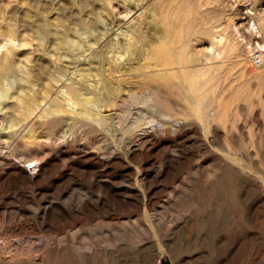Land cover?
Instances as JSON below:
<instances>
[{
	"label": "rangeland",
	"instance_id": "obj_1",
	"mask_svg": "<svg viewBox=\"0 0 264 264\" xmlns=\"http://www.w3.org/2000/svg\"><path fill=\"white\" fill-rule=\"evenodd\" d=\"M51 7L37 0H0V42L3 36L13 38L3 48L9 61L28 62L39 69L52 61L65 65L67 56L76 55L55 47L52 32L64 30L61 23H68V12ZM97 13L102 15L99 21L95 20ZM41 19L48 20L44 50L38 46L36 31ZM86 21L90 22L86 33L71 32L82 43L76 46L83 49L79 48L77 57L81 52L84 56L73 61L75 69L71 65L67 74L76 78L86 74V109L91 116L87 112L86 118L78 116L74 111H79L78 106L68 111L61 84L70 83L69 77L54 82L46 95L47 79L38 78L35 72L32 97L38 105L34 114L18 119L19 110L3 108L5 125H22L23 130L20 139L0 146V160L6 158L7 168L17 163L36 178L29 181L17 172L0 179V241L13 254L27 248L40 253L43 237H66L68 246L58 249L52 245L45 264H86V209L64 216L52 209L41 216L38 207L52 200L62 204L86 199V190L92 186L87 176L92 173L103 174L102 179L111 174L120 187L135 186L136 178L156 172L163 160H170L183 146H193V152L171 162V168L202 176H242L246 201L243 213L236 185L217 183L214 190L202 182L186 186L182 199L171 203L172 212L187 210L193 204L202 210L208 199L222 221L223 205L231 210L232 224L228 217L226 225L221 223L215 230V246L197 242L192 249H202L205 260L208 252L216 251L219 264H241L242 252L244 264H264V50L248 51L257 41L264 42L262 33L253 29L255 25L264 30V0H93L86 2ZM184 27L188 28L180 37ZM237 37L242 42L234 57H227V48ZM184 43L198 59L187 67L205 69L204 83L197 91L191 89L183 66L173 63L179 61L174 53ZM239 52L245 61L238 60ZM260 53L262 64L255 59ZM59 55L62 58L57 60ZM5 60L0 58V62ZM147 61L151 66L146 68L147 77L141 78L135 67ZM153 61H159L158 66ZM161 61L173 65L165 69ZM101 77L108 88L102 85ZM56 100L63 110H48ZM94 103L97 106L91 108ZM180 123L184 124L182 129ZM175 128L185 135L179 137ZM141 182V187L149 184L148 180ZM178 183L167 181L164 191ZM159 196L153 198L154 206L161 204ZM225 196L228 202L222 199ZM119 206L112 210L149 219L143 205L127 209L130 211ZM204 220L200 218L195 228L201 231ZM241 220L247 231L244 248L239 242ZM11 224L12 228H5ZM93 224L87 227L94 228ZM24 234L31 235L33 242L14 245L12 240ZM72 238L77 240L72 243Z\"/></svg>",
	"mask_w": 264,
	"mask_h": 264
},
{
	"label": "bare ground",
	"instance_id": "obj_2",
	"mask_svg": "<svg viewBox=\"0 0 264 264\" xmlns=\"http://www.w3.org/2000/svg\"><path fill=\"white\" fill-rule=\"evenodd\" d=\"M37 1L42 3L44 7L52 5L51 8H59L60 10L62 9L68 12V23H61V25L64 26V30H54L52 32L53 43L56 48H66L67 52L71 51L76 55L67 56L68 63L65 65L59 63V61H52L49 65L42 64L39 66V69H35L33 65L28 62L20 61L15 63L14 61H9V58L6 55L7 53H4L3 48L7 47L13 38L3 36V39L0 42V58L6 60L5 62H0V146H6L12 140L20 139V135L23 130L22 125H5V114L3 108L19 110L21 115L18 116V119L27 118L29 115L34 114L38 102L32 97V91H34L33 85L35 84L32 81L33 72L38 75V78L47 79L45 90L46 95L53 87L54 82H62L63 76L65 75L69 77L68 79L70 80V83L62 82L61 84L63 86L61 89V96L69 106L68 111H72L75 106H78L79 111L74 110L78 116L86 118V112L89 116L92 114L89 109H86V104H88V100L86 99V90L84 89L86 88V74L80 75L76 78V75H68L67 72L71 69L73 61L80 60L83 55L81 52V54L77 57L80 53L79 50L83 49L80 48V46V49L77 48L80 42L71 34V32L75 31L77 32L76 34L79 32H87L86 28L88 27L87 29H89L90 22L86 21V2H92L93 0ZM105 1L108 0H104V2ZM193 11L194 9L191 8L190 12ZM97 15L98 16L95 17V20L99 21L102 18V15H99L98 13ZM47 26L48 20L41 19L39 20L36 28L39 35L38 46L42 49L45 48V29ZM186 28L188 27H184V31L181 30L179 32L180 37L182 36L181 34L185 35ZM253 29L260 34L262 33V36L264 37V30L262 28H258L253 25ZM239 42H242L240 38H238L237 42L234 44L232 43L229 45L226 51L227 57L234 55L236 46ZM129 43L131 46L133 45V41H130ZM253 48L264 50V42L257 41L254 46L248 49V51L251 52ZM58 52V50H55L54 55H57ZM174 54L177 56L179 61H174L173 63H179L183 66V74L187 76V81L190 83L191 89L193 91H197V89H199L204 83L205 69H191L187 67L190 64L196 63L195 60H198L197 56L191 51L189 45L186 43L179 47L177 53ZM236 55L240 57L238 59L239 61L246 60V57L243 56L244 54L239 52ZM260 55L262 57V53H260ZM61 58L62 57L60 55L57 56V60ZM153 62L155 63V66H158L159 61ZM161 62L166 65L165 69L172 67L173 65L169 61ZM150 66V63L147 61L145 63H140L137 67H135V69L139 71L138 76L146 78L147 76L145 75L148 71L146 68ZM72 68L75 69V66L72 65ZM250 70L252 72L256 71L254 68H250ZM78 71V74H81V69ZM124 74L126 75L127 73L125 72ZM100 81L102 82L104 88H108L109 85L106 84L107 81H104L102 77L100 78ZM76 83L81 86H76ZM150 96L153 97L152 94ZM7 98H9V100ZM5 99L8 100L7 103L4 101ZM96 103L90 104V107H99L101 105L99 101ZM48 110L60 111L63 110V106L60 101L56 100L54 101L53 106L49 107ZM211 111H209V113ZM212 112L214 113V111ZM177 119L181 120L180 118ZM179 126L180 129H182L184 124L180 123ZM180 129L175 128L174 131L182 138L185 135V132ZM146 142L149 145L150 139L147 138V140H145V143ZM147 148L148 146L146 149ZM193 149V146H183L178 154H174L170 157V160H163L161 166L158 167L159 169L156 170V172L149 175L147 174L143 178H136L135 186L120 187L113 182V176L111 177V174L106 175L107 179H102L101 177L103 174L99 172L92 173L87 176V178L91 181L92 186L89 190H86V199H82L80 201L68 200L62 204L52 200L49 204L38 207L39 215L45 216L52 209H57L58 215L60 216L69 214L68 212L70 211L78 213L83 212L86 209V235H89L86 236V264H219V256L216 251L211 253L208 252L209 259L205 260L203 259V250L198 248L192 249V245L197 242H201L205 246H215L218 241V235L215 233V230L221 226V223L226 225V219L229 217L231 212L228 205H223L222 207V211L224 209L223 221L220 216H217L219 214H216V207L213 206L211 199L207 200V204L202 210L193 204L191 207L187 208V210L172 212L170 210V205L171 203H176V201L182 199L183 193L186 192V186L190 184H199L202 182L205 184L206 188L208 187L209 189L214 190L217 188V183H222L224 185H236L239 187L238 189L241 195L242 212L244 213V203L246 201L245 181L242 176L238 175L231 176L219 174L218 176H202L201 174L191 172L182 173L171 168V162L181 161L182 156L188 154V152L192 153ZM142 151L143 149L140 150V152ZM1 158L0 179L5 180L8 176L12 177L13 174L22 172L27 180H35V173H26L25 169L22 166L17 165V163H14V167L7 168L5 167L7 164L6 158ZM13 168L15 171H11ZM67 178H69V175H67ZM70 179L72 180L73 177L71 176ZM142 179L143 181L148 180L149 184L146 187H141V185H143L141 182ZM162 181L165 183H167V181L179 183L173 186L169 191H164V188L166 187L164 186L165 183H160ZM158 194H160L159 197L161 198V204L159 206L156 205V207L154 206L153 198L157 197ZM222 199L226 202L230 200L228 199V196H225ZM117 205H121L119 208H124L123 210L125 211H130L127 209L137 208L143 205L145 211L149 215V219H144L142 217L133 218L121 215L119 212L112 210L113 207ZM200 218L205 219L204 221L206 222L204 224L205 227H203L201 231L198 228H195L198 224L197 221H199ZM229 219V225H231V217H229ZM94 220H97V223L93 224ZM242 220L239 242L241 243V247L244 248L247 231L242 225ZM91 224H93L94 228L87 227ZM12 227L13 225L11 224L7 225L5 228L9 229ZM10 231L12 232V230ZM98 232L100 233L99 236H97ZM25 235L26 234L14 238V241L12 239L11 240L14 242V245L15 243L20 245V243L22 244L23 242H25L23 245H28V243L33 242L31 235ZM73 236L76 237V235ZM73 240L77 239L72 238V243ZM43 242V248H40V253H37L36 251H33L36 254L33 253L31 250L32 248H30L32 253L28 252L27 250L29 249L27 248L25 249L26 251H17L18 253L13 254L7 250L6 246L8 245L5 246L0 241V264H45L46 260H48L46 253L52 245L54 247L56 246L58 249H63L68 246V239L62 236L58 238L46 236L43 237ZM176 247L179 248V251L177 252L174 250ZM13 251L15 252L16 250ZM244 261L245 253L242 252L240 263L244 264Z\"/></svg>",
	"mask_w": 264,
	"mask_h": 264
},
{
	"label": "built area",
	"instance_id": "obj_3",
	"mask_svg": "<svg viewBox=\"0 0 264 264\" xmlns=\"http://www.w3.org/2000/svg\"><path fill=\"white\" fill-rule=\"evenodd\" d=\"M255 59H256V62H257L258 64H262V63H263V62H262V57H261L260 55L256 56Z\"/></svg>",
	"mask_w": 264,
	"mask_h": 264
}]
</instances>
